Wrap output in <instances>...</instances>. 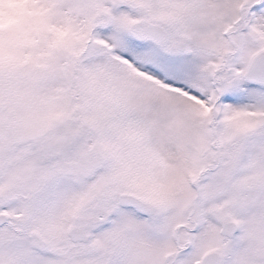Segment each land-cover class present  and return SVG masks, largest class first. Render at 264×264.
<instances>
[{
	"label": "snow or ice",
	"instance_id": "obj_1",
	"mask_svg": "<svg viewBox=\"0 0 264 264\" xmlns=\"http://www.w3.org/2000/svg\"><path fill=\"white\" fill-rule=\"evenodd\" d=\"M0 264H264V0H0Z\"/></svg>",
	"mask_w": 264,
	"mask_h": 264
}]
</instances>
